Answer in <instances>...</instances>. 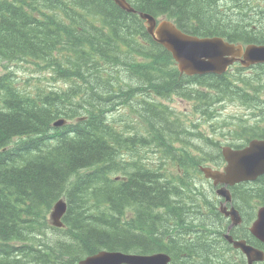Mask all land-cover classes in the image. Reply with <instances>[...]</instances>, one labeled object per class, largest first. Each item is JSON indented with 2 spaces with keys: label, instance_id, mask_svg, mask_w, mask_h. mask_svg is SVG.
I'll return each instance as SVG.
<instances>
[{
  "label": "trees",
  "instance_id": "1",
  "mask_svg": "<svg viewBox=\"0 0 264 264\" xmlns=\"http://www.w3.org/2000/svg\"><path fill=\"white\" fill-rule=\"evenodd\" d=\"M129 1L191 34L264 44V5L255 0ZM0 64H32L67 84L23 88L12 68L0 72V264H78L101 249L229 264L215 255L232 247L215 190L199 184L200 165L223 160L222 142L161 98L191 101L203 119L227 98L262 109L254 83L264 90V64L180 73L139 14L114 0H0ZM59 117L68 123L55 126ZM243 126L245 143L264 137V125ZM231 190L244 214L231 232L262 246L248 225L264 205V175ZM60 197L64 228L49 220Z\"/></svg>",
  "mask_w": 264,
  "mask_h": 264
},
{
  "label": "water",
  "instance_id": "2",
  "mask_svg": "<svg viewBox=\"0 0 264 264\" xmlns=\"http://www.w3.org/2000/svg\"><path fill=\"white\" fill-rule=\"evenodd\" d=\"M122 9L138 13L145 20L144 24L153 39L170 51L178 68L188 75L218 73L227 71L230 65L240 61L244 66L264 63V44L233 43L221 36L201 37L184 32L172 20L158 18L153 14L136 9L128 0H114ZM66 119L60 118L54 122L56 126L64 125ZM227 164L224 170L203 167L206 177L212 178L214 184L221 186L217 194L223 196L226 204L232 199L229 185L256 180L264 174V139H253L243 148L225 146L222 149ZM67 210V203L62 198L53 207V223L63 226L62 217ZM222 211L231 217L232 223L226 233V238L236 248H240L249 259H264V251L249 244L246 239H234L230 228L242 222L239 210L232 206H223ZM252 234L264 242V206L260 207L258 217L251 226ZM171 256L165 252L151 254L127 253L123 251L101 250L88 255L79 264H170Z\"/></svg>",
  "mask_w": 264,
  "mask_h": 264
},
{
  "label": "rangeland",
  "instance_id": "3",
  "mask_svg": "<svg viewBox=\"0 0 264 264\" xmlns=\"http://www.w3.org/2000/svg\"><path fill=\"white\" fill-rule=\"evenodd\" d=\"M261 5H264L263 0H255ZM254 5H257L256 2H253ZM8 68L4 66V64H0V72L4 70H8L12 68L13 71L17 74V79H20V86L23 88H31L32 85H46L51 87H66L67 84L64 80H59L56 82L53 80L49 75V71L42 70L38 67H34L32 64L22 65V66H15L8 64ZM18 70V71H17ZM256 86H259V90H263V82L254 83ZM262 98L264 99V92L262 93ZM163 102L168 104L171 108L179 111L178 113L181 114L180 116L183 119H188L189 121H198L201 120L202 127L201 131L204 135H213L222 142V146L229 145L232 143V140L235 142H245L244 138L240 140L237 133L241 131H246L243 124H250V125H264V120H260L262 116H264V107L260 109L256 106H251L248 104L242 103L239 99L227 98L224 102H221L218 105V113L217 117L214 120L209 121L208 118H202L201 114L197 112V109L194 106V103L188 100L181 98L180 96L174 95L173 97L169 98H161ZM67 104V103H66ZM264 105V102L261 103L260 106ZM129 109H133L129 106L123 107L121 110H116L115 115H123L125 111H130ZM209 121V122H208ZM228 123H227V122ZM235 139V140H234ZM151 156L157 155L155 152L150 153ZM209 163V162H206ZM211 166H214V163H210ZM213 164V165H212ZM169 171L175 172L177 168L175 166L168 167ZM178 172V171H176ZM205 178V177H204ZM200 184V189L204 190L206 193L214 192L213 184L208 179H203ZM209 193V194H210ZM219 204V201H218ZM53 233H58L57 229H53ZM158 237V233H157ZM211 261V260H210Z\"/></svg>",
  "mask_w": 264,
  "mask_h": 264
},
{
  "label": "flooded vegetation",
  "instance_id": "4",
  "mask_svg": "<svg viewBox=\"0 0 264 264\" xmlns=\"http://www.w3.org/2000/svg\"><path fill=\"white\" fill-rule=\"evenodd\" d=\"M222 1H223V3H222L223 5H226L227 4V1L226 0H222ZM242 1L243 0H233V3H235L236 5H240V4L242 5ZM213 2L216 3V0H214ZM220 100H223V99L220 98ZM224 101H219L217 103V105L214 107L215 114H214L213 117H210L209 118V121H211V120H213L214 118L217 117V114H219L218 113V105L221 102H224ZM214 165L217 166V167H219V166H221V163L220 164H214ZM223 200L224 199L219 198V206L222 205ZM234 201H235V199H234V196L232 195V199L229 202H227L226 205H228V207L235 206L240 211V213L242 214L241 216H243V219H244V214L242 213V211L240 210V208H238V206L235 203H233ZM256 247L262 249V247H260V246H256ZM221 254H223L224 256H226L227 259H225L223 261V259L221 257ZM215 255H219L220 256L221 263L229 262V264H264V259H262V260L261 259H249V257L247 256L246 253H244L240 249L234 248V246H232V247L230 246V249L229 248H222L221 247L219 250L217 249V251L215 252ZM182 256L183 257H187V255L185 253H183ZM214 257H216V256H214Z\"/></svg>",
  "mask_w": 264,
  "mask_h": 264
},
{
  "label": "bare ground",
  "instance_id": "5",
  "mask_svg": "<svg viewBox=\"0 0 264 264\" xmlns=\"http://www.w3.org/2000/svg\"><path fill=\"white\" fill-rule=\"evenodd\" d=\"M244 43V42H243ZM230 68H231V66H229ZM208 118V117H207ZM210 118V117H209ZM214 120V119H213ZM212 121V120H211ZM209 122V121H208ZM204 167V166H203ZM203 167H200V171H201V174L202 173H204V171H203ZM207 167H209V166H207ZM217 220V219H216ZM214 221V220H213ZM223 230V229H222ZM173 235V234H172ZM114 252H116V251H119V250H113Z\"/></svg>",
  "mask_w": 264,
  "mask_h": 264
}]
</instances>
